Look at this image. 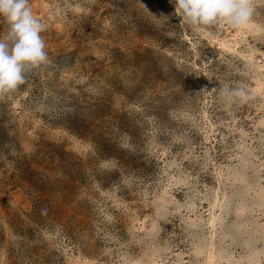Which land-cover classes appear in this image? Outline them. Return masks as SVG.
<instances>
[{"label":"rangeland","instance_id":"1","mask_svg":"<svg viewBox=\"0 0 264 264\" xmlns=\"http://www.w3.org/2000/svg\"><path fill=\"white\" fill-rule=\"evenodd\" d=\"M29 3L49 62L0 95V264H264V0L238 28Z\"/></svg>","mask_w":264,"mask_h":264},{"label":"clouds","instance_id":"2","mask_svg":"<svg viewBox=\"0 0 264 264\" xmlns=\"http://www.w3.org/2000/svg\"><path fill=\"white\" fill-rule=\"evenodd\" d=\"M175 14L191 27L212 26L221 21L233 28L252 17L251 0H170ZM0 95L16 90L32 69L49 62L41 33L45 24L35 18L29 0H0ZM222 98L246 100L242 88L223 89Z\"/></svg>","mask_w":264,"mask_h":264},{"label":"bare ground","instance_id":"3","mask_svg":"<svg viewBox=\"0 0 264 264\" xmlns=\"http://www.w3.org/2000/svg\"><path fill=\"white\" fill-rule=\"evenodd\" d=\"M239 214V213H238ZM242 216V215H241ZM210 226V225H209ZM216 236V235H215ZM220 239V238H219ZM213 257V256H212ZM228 262V261H227Z\"/></svg>","mask_w":264,"mask_h":264}]
</instances>
